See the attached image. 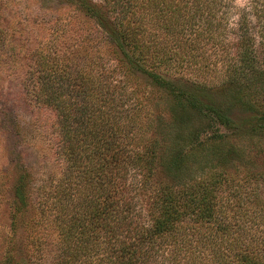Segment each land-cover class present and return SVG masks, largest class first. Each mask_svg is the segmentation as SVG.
I'll list each match as a JSON object with an SVG mask.
<instances>
[{
  "label": "trees",
  "instance_id": "1",
  "mask_svg": "<svg viewBox=\"0 0 264 264\" xmlns=\"http://www.w3.org/2000/svg\"><path fill=\"white\" fill-rule=\"evenodd\" d=\"M54 1L78 9L79 23L54 29L45 53L30 50L24 85L57 115L64 169L37 187L28 227L40 254L26 263L264 264V199L244 190L264 181V164L243 145L264 136V34L241 23L228 57L233 29L214 19L224 0ZM7 32L0 23V40ZM206 45L221 50L217 95L175 75L214 72ZM162 99L169 117L155 111ZM16 165L18 216L34 185L30 165ZM48 221L59 232L50 259L35 234Z\"/></svg>",
  "mask_w": 264,
  "mask_h": 264
},
{
  "label": "rangeland",
  "instance_id": "2",
  "mask_svg": "<svg viewBox=\"0 0 264 264\" xmlns=\"http://www.w3.org/2000/svg\"><path fill=\"white\" fill-rule=\"evenodd\" d=\"M95 1L104 9L103 2ZM224 1L226 3L222 8L217 6L214 19L223 20L221 23L224 27L230 26L233 29L232 43L227 53L228 57H236L239 48L234 30L241 23L245 22L257 41L261 33L264 34V0ZM78 11L72 5H63L54 0H0V23H4L8 29L6 36L0 40L5 46L3 56L0 57V264H10L9 252L12 249H20L17 259L21 261L11 264H27L30 259H39L40 251L33 250V244L31 246L29 243L31 233L28 227L40 216L37 187L44 179L64 169V159L54 151L53 142L59 135L56 113L27 98L24 80L30 50L42 46L45 50L42 47L40 50L45 53L46 47L51 45L56 36L54 29L64 28L67 24L75 27L79 23ZM209 45L205 47H209L207 63L210 66L213 63L214 72L202 76L201 70H188L175 75H182L183 83L203 82L207 88H213L212 92L217 95V87L221 90L226 73L221 56L214 54L221 50L212 49ZM176 76L172 78L177 79ZM156 102L155 111L169 117L164 99ZM243 145L246 147L247 160L251 157L256 165L264 164V136L246 138ZM23 160L32 168L34 188H31L30 205L16 216L14 189L19 174L16 163ZM197 163L202 166L205 162ZM159 179L164 180L162 176ZM254 187L258 188L260 197L264 199V181L259 186L254 182L249 183L244 190L250 193ZM35 234L44 241L47 251L44 255L50 259L59 246L56 225L51 221L43 223V226H38Z\"/></svg>",
  "mask_w": 264,
  "mask_h": 264
}]
</instances>
